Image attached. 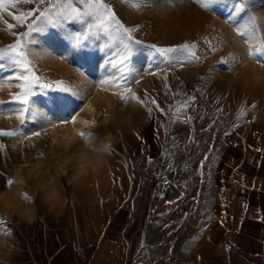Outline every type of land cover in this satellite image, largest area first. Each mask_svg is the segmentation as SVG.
<instances>
[{"label":"rangeland","instance_id":"rangeland-1","mask_svg":"<svg viewBox=\"0 0 264 264\" xmlns=\"http://www.w3.org/2000/svg\"><path fill=\"white\" fill-rule=\"evenodd\" d=\"M65 2L48 0L39 7L47 8L55 19L54 13ZM135 2L105 0L125 27L136 29L132 37L141 42L131 45L134 51L123 65L122 41L126 37L115 26L98 34L69 21L23 38L38 84L47 85L36 87L30 103L47 114L51 123L42 127L39 120H27L21 124L18 114L7 111L12 105H0V131L16 133L0 135V218L4 222L0 264L7 263V252L17 242L23 224L45 210H60L82 220L124 206L147 212L150 202L175 195V175L179 174L175 171L188 159H196V163L206 159L194 155L197 135L209 127L205 119L225 114L220 113L222 96L235 93L233 106L238 115L252 116L264 135V65L247 55L249 44L237 35L238 28L253 24L257 41L264 36V0H224L207 12L192 0L139 10L131 6ZM5 20L16 23L0 12V49L15 42L13 32L28 31L27 26L9 30ZM86 32L83 47H75L68 38V33ZM193 42L201 59L185 63L183 68L180 62L188 59L185 54L170 53L162 58L153 48ZM258 46V42L251 44L253 49ZM232 57L241 59L234 71H228V65L220 61ZM243 61L251 64L246 73ZM118 69L139 78V83H131L130 77L127 86L144 106L131 100L120 102L121 92L114 88V79L121 75ZM156 73L163 81L153 78ZM12 76L6 66L0 67V101H9L20 91L18 83L3 82ZM166 86L171 103L160 105L163 112L149 107L147 95L159 104ZM70 117L74 122L61 123ZM80 132L99 134L82 139ZM105 146L110 150H93ZM8 179L14 183L5 190ZM171 208L149 210V218Z\"/></svg>","mask_w":264,"mask_h":264},{"label":"crops","instance_id":"crops-1","mask_svg":"<svg viewBox=\"0 0 264 264\" xmlns=\"http://www.w3.org/2000/svg\"><path fill=\"white\" fill-rule=\"evenodd\" d=\"M222 97L225 114L197 135L194 155L206 159L175 171V195L82 220L45 210L23 224L6 264H264V135L234 94Z\"/></svg>","mask_w":264,"mask_h":264},{"label":"snow or ice","instance_id":"snow-or-ice-1","mask_svg":"<svg viewBox=\"0 0 264 264\" xmlns=\"http://www.w3.org/2000/svg\"><path fill=\"white\" fill-rule=\"evenodd\" d=\"M48 0H0V12L7 13L12 17V20L16 23H8L7 20L4 21L7 29L11 30L14 27H24L27 26L28 31L23 33H15L16 40L13 44L8 45L6 48L0 49V61L4 64L0 67L6 66L9 70L13 72L12 77L6 78L3 82H16L19 85L20 91L11 95L9 101H0V105L9 104L12 107L8 108L9 113L18 114L21 117V124L25 123L27 120H39L41 121V126L51 123V118L47 114L35 110L31 106V97H33L36 92L37 86L45 87L47 85L38 84L39 77H37L31 67V62L28 57L27 43L23 41V38L29 36L33 32H42L50 25L54 27H61L64 22H73L83 24L86 29L95 30V33L106 34L112 30L115 26L116 30L122 33L126 37V41L123 43V58L121 59V64L123 65L132 55L134 49L131 45H139L141 42L134 40L132 33L136 30L135 28L125 27L119 19L116 18L115 14L112 12L105 0H67L63 7L56 13L55 19L49 14L47 8L42 9L39 5H45ZM130 3L131 0H128ZM176 0H136L131 6L134 9L139 10L144 7H154L161 3L166 6L174 5ZM187 3L188 0H183ZM192 2L200 5L202 10L210 11L214 6L223 3L224 0H192ZM35 4L37 7L24 8L21 5H32ZM52 7H55L53 4ZM20 10L18 12H10V9ZM237 12L241 11L240 8L236 9ZM34 17V19H32ZM89 32L75 34L68 33V38L73 42L75 47H83L87 42ZM237 35L245 40L246 44H249V49L247 55L257 59V63L264 65V36H261L257 41L255 35V27L253 24H248L243 28L237 29ZM83 37V38H81ZM253 42H258L259 46L253 49L251 44ZM210 44L211 42L208 41ZM197 44L195 42L189 44L184 43L177 47H156L153 46L154 51L162 58L167 57L170 53H183L188 57L185 61L180 62V67L183 68L185 63L191 65L199 62L201 57L197 54ZM215 51V49H212ZM237 57H232L231 60H222L220 63L228 65V71H234L236 64L239 62ZM121 75L114 79V88L121 92L119 97L121 103L127 104L130 100L134 101L141 106H144V101L140 99L134 92H132L131 87L127 86L131 73H124L122 69ZM104 83H109V81H104ZM131 83H139L138 77H131ZM124 86V87H122ZM194 99V98H193ZM152 104H156L155 100H152ZM186 106V105H185ZM253 108L256 107L255 104L252 105ZM159 109V105H157ZM2 110V109H0ZM163 112V109H159ZM149 113L152 109H148ZM241 112V115H244ZM74 122V118L70 117L69 120L61 121V123ZM98 135L99 133H84L80 132L79 135L82 139H88L89 135ZM2 136H15L14 131H0ZM34 136L39 137L40 132H33ZM93 150L109 151L106 146L97 149L94 147ZM40 157H36L39 159ZM13 180L8 179L5 183L4 189L7 190L13 185ZM24 199L27 200L28 197L25 195ZM3 219L0 218V232L3 229Z\"/></svg>","mask_w":264,"mask_h":264},{"label":"bare ground","instance_id":"bare-ground-1","mask_svg":"<svg viewBox=\"0 0 264 264\" xmlns=\"http://www.w3.org/2000/svg\"><path fill=\"white\" fill-rule=\"evenodd\" d=\"M243 67H242V70L246 73L250 68H251V64L249 63V62H245V61H243V65H242ZM262 74V73H261ZM251 75V74H250ZM153 78H156V80H161V81H163V77H162V75L161 74H159V73H156V74H154L153 75ZM246 80V79H245ZM228 81V80H227ZM168 82V81H167ZM247 82V81H246ZM156 85H157V83H156ZM234 85V84H233ZM159 86V85H158ZM157 86V87H158ZM153 88H155L154 86H153ZM152 89V88H151ZM263 92V91H262ZM235 94V93H234ZM163 99L159 102V104L158 103H156L155 105L154 104H152V100H150L149 99V96L147 95V97H146V102H147V104H149V107H154V108H157V105H159V107H160V105L162 106V105H167V104H169V103H171V98H170V96H169V89L167 88V86L164 88V90H163ZM159 98H160V96H159ZM260 103V102H259ZM170 114V113H169ZM168 116V115H167Z\"/></svg>","mask_w":264,"mask_h":264}]
</instances>
